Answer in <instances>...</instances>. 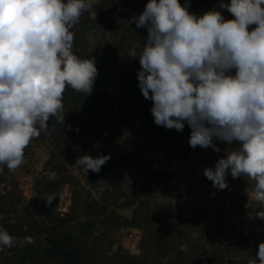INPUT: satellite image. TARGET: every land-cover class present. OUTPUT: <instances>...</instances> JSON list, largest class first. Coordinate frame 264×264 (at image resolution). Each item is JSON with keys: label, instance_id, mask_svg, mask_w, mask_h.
I'll return each instance as SVG.
<instances>
[{"label": "clouds", "instance_id": "9594fccd", "mask_svg": "<svg viewBox=\"0 0 264 264\" xmlns=\"http://www.w3.org/2000/svg\"><path fill=\"white\" fill-rule=\"evenodd\" d=\"M220 7L234 19L217 10L197 16L179 0H149L133 17L148 33L146 43L137 44L139 87L153 102L156 125L177 131L185 122L190 126L192 148L219 152L214 138L239 142L204 175L220 190L229 187V172L234 179L247 176L254 184L246 190L249 200L264 208V0ZM91 8L88 0H0V173L21 167L24 150L47 133L51 118L64 123L66 87L92 94L96 62L74 54L71 31ZM250 25L256 27L250 31ZM110 158L85 154L74 167L99 173ZM256 217L264 220V210ZM15 242L0 227V248ZM248 264H264V242Z\"/></svg>", "mask_w": 264, "mask_h": 264}, {"label": "rangeland", "instance_id": "374dc122", "mask_svg": "<svg viewBox=\"0 0 264 264\" xmlns=\"http://www.w3.org/2000/svg\"><path fill=\"white\" fill-rule=\"evenodd\" d=\"M88 2L92 8L84 15L94 20L85 30L90 51L101 56L104 41H120L124 43V62L139 60L137 44L143 46L148 33L136 27L133 17H139L149 0ZM179 2L185 5L186 0ZM191 9L188 6V11ZM102 12L107 18L100 23ZM223 17L234 19L231 13ZM255 27L250 25L249 30ZM190 134L191 128L185 122L182 131L169 129L164 145L137 133L126 135L109 149L115 160V183L101 172L89 170L86 174L71 162L51 170L47 167L48 149L35 140L24 150L21 167L12 172L7 169L3 175L18 183L23 204L34 207L38 218L48 214L47 209L56 210L61 219H65L62 214L69 215L74 223H95L96 232L102 236L99 244L104 245L103 254L111 257L113 264H165L180 253L194 257L200 246L225 249L224 261L228 264H248L256 258L259 243L264 242V220L256 217L264 208L249 200L246 191L254 184L247 176L234 179L229 172V187L214 188L204 170L214 168L234 148L215 138L213 143L219 152L211 147L192 148ZM88 144L72 145V153L78 157L101 154ZM5 187L2 185L0 190ZM52 195L55 198L48 204L46 199ZM134 215L136 220H132ZM187 220L191 221L190 229L185 226ZM9 234L16 237V242L11 248H0V264H20L24 241L15 232ZM143 238L152 240L145 244L142 255ZM37 242L38 247L43 246L41 240Z\"/></svg>", "mask_w": 264, "mask_h": 264}, {"label": "trees", "instance_id": "16d2710c", "mask_svg": "<svg viewBox=\"0 0 264 264\" xmlns=\"http://www.w3.org/2000/svg\"><path fill=\"white\" fill-rule=\"evenodd\" d=\"M230 2L231 0H186L192 8L189 12L197 16L212 10L220 11L222 15L229 14L220 4ZM104 6L103 3L101 7ZM106 18V13L102 12L98 22H106ZM93 23L94 20L83 14L80 22L71 29L74 33V54L81 59L94 58L96 62L98 75L92 94L84 96L71 87H66L62 101L64 123L51 118L47 133H41L39 138L33 139L48 149L47 167L51 170L64 168L65 162L75 164L78 156L72 153V145L89 143V147L109 155V149L131 133L159 140L158 145H164L168 137L169 129L154 123L151 113L153 102L145 99L140 90L137 77L141 69L139 60L126 64L124 43L114 40L102 43L101 56L92 53L85 30L91 28ZM142 29L147 30L145 27ZM235 73L236 70L232 69L231 74ZM96 144L101 146L96 147ZM239 146V142L231 144L234 149ZM114 162L111 157L100 170L112 183H115L112 180ZM4 171H7L6 167ZM2 185L6 187L3 191L0 190V216H3L0 227L8 232H15L24 241L25 250L21 251L18 259L20 264H113L111 257L103 254L104 245L99 244L102 236L96 232L95 223H74L68 219L69 215L62 214L65 219H61L56 210L47 209L49 213L38 218L34 207L23 204L16 181L0 173V187ZM102 210L106 212L103 206ZM132 220H136V215L132 216ZM190 223V220L185 222L189 229L192 227ZM29 239L33 242H29ZM40 240L43 242L42 247L37 246V241ZM151 240L152 238L142 239V255L145 244ZM116 253L120 255L119 250ZM224 253L225 249L221 247L214 246L210 249L200 246L194 257L188 258L185 253H180L165 264H228L224 261ZM136 259H131V262Z\"/></svg>", "mask_w": 264, "mask_h": 264}, {"label": "water", "instance_id": "95a60500", "mask_svg": "<svg viewBox=\"0 0 264 264\" xmlns=\"http://www.w3.org/2000/svg\"><path fill=\"white\" fill-rule=\"evenodd\" d=\"M130 215H132V214H130Z\"/></svg>", "mask_w": 264, "mask_h": 264}]
</instances>
